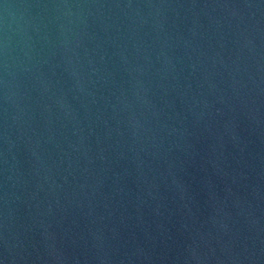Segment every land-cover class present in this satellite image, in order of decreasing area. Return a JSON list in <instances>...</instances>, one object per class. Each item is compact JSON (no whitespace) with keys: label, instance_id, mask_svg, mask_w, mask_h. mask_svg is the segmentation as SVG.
Returning a JSON list of instances; mask_svg holds the SVG:
<instances>
[{"label":"water","instance_id":"obj_1","mask_svg":"<svg viewBox=\"0 0 264 264\" xmlns=\"http://www.w3.org/2000/svg\"><path fill=\"white\" fill-rule=\"evenodd\" d=\"M0 264H264V0H0Z\"/></svg>","mask_w":264,"mask_h":264}]
</instances>
